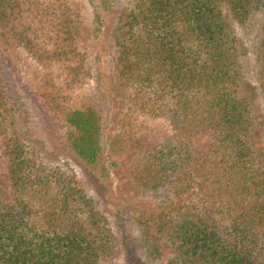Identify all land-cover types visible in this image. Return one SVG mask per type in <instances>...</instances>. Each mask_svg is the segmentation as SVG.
<instances>
[{
	"label": "trees",
	"instance_id": "trees-1",
	"mask_svg": "<svg viewBox=\"0 0 264 264\" xmlns=\"http://www.w3.org/2000/svg\"><path fill=\"white\" fill-rule=\"evenodd\" d=\"M87 3L0 0V264H264V0Z\"/></svg>",
	"mask_w": 264,
	"mask_h": 264
},
{
	"label": "rangeland",
	"instance_id": "rangeland-1",
	"mask_svg": "<svg viewBox=\"0 0 264 264\" xmlns=\"http://www.w3.org/2000/svg\"><path fill=\"white\" fill-rule=\"evenodd\" d=\"M72 2H73V8L77 11L76 14L79 15L78 17L81 19L83 18L87 28H90L91 22H92V16H93L92 6L89 3H87V0H72ZM80 3H81V6H80ZM82 5H83V7H82ZM80 15H81V17H80ZM250 38H251V36L249 35L247 38L244 39V42L246 43L247 46L250 44V41H249ZM12 60L15 63V65H17L16 67H19V69L25 70L23 79H25V81L28 83V84H26V86L30 87L31 91H33L35 88H37L39 86V82H40L39 81L40 75L41 74L44 75L43 74L44 72L42 70L38 71V67L36 65L37 63H35L34 60L30 59L29 57H24L23 59H21L19 54H17V56H13ZM244 60H245L246 70L251 71L253 69L252 66H253L254 56L250 53V54H248V56ZM250 75H252V74H250ZM23 79L16 78V83L20 84L23 87L22 90L24 92V91H26L27 88H26L25 84L22 83ZM94 88H95V80L91 79L88 83H86L84 88L80 87V86L77 88H74L73 91H71L70 95H71V97H73V100L75 102L81 103V101H84L87 98V96L92 95V97H94V98L97 97L96 95H94ZM25 93L27 94V92H25ZM27 98L30 99L29 97H27ZM103 104L104 103H102V101H101V103L98 102L100 109L103 107L102 106ZM30 119H33V117ZM42 121H44L43 125H41ZM67 128H62L61 125L58 124V122L50 120L46 117L44 118V120H41V119L37 118V116H36V120H31L29 123V131H28L29 133L28 134L30 135V137L32 139H40L42 142H47L49 144L53 143L55 146L60 147L62 145V144H60V138H61L62 134H64L65 131L68 130ZM61 154H62V157H64L61 160V162L62 163L64 162V164H67V166L70 165V167L74 171L77 172V175L79 177L84 178V175L82 172L86 171L85 170L86 165H85L84 161L81 160L80 157L76 154V152H74L70 148L69 149L65 148L64 150L61 151ZM98 170H96V171L98 172V175H99ZM111 177L112 176H110V178ZM115 183L116 182H114L113 185H115ZM81 185H84V186L90 185V187H94L88 181L82 182ZM115 221H116L115 218H113V217L110 218V222L113 225V227L115 225ZM114 230H116L115 227H114ZM103 264H126V263H125L123 257L120 256V257H116V259L106 260L103 262Z\"/></svg>",
	"mask_w": 264,
	"mask_h": 264
}]
</instances>
